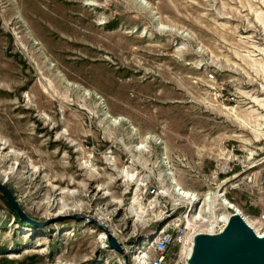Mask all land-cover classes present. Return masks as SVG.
I'll use <instances>...</instances> for the list:
<instances>
[{"label":"rangeland","instance_id":"obj_1","mask_svg":"<svg viewBox=\"0 0 264 264\" xmlns=\"http://www.w3.org/2000/svg\"><path fill=\"white\" fill-rule=\"evenodd\" d=\"M3 155L0 264H143L171 170L264 166V0H0Z\"/></svg>","mask_w":264,"mask_h":264},{"label":"built area","instance_id":"obj_2","mask_svg":"<svg viewBox=\"0 0 264 264\" xmlns=\"http://www.w3.org/2000/svg\"><path fill=\"white\" fill-rule=\"evenodd\" d=\"M232 171L233 168L228 173ZM219 175L218 173L217 176ZM225 179L229 180L223 184ZM238 190L246 195L251 205L260 209L258 214H249L234 201L230 193ZM190 192H193L191 199L183 194H176L173 209L178 211V215L144 252L143 264H190L196 236L199 232L217 233L224 230L229 219L226 211L232 213L236 210L244 219L252 218L253 231L257 234L264 233V166L243 174L231 173L219 180L212 189L200 191V194Z\"/></svg>","mask_w":264,"mask_h":264},{"label":"water","instance_id":"obj_3","mask_svg":"<svg viewBox=\"0 0 264 264\" xmlns=\"http://www.w3.org/2000/svg\"><path fill=\"white\" fill-rule=\"evenodd\" d=\"M0 188L21 212L11 191L1 183ZM225 229L220 236L197 235L190 264H264V238L255 234L239 217ZM110 241L121 249L114 237L111 236Z\"/></svg>","mask_w":264,"mask_h":264},{"label":"bare ground","instance_id":"obj_4","mask_svg":"<svg viewBox=\"0 0 264 264\" xmlns=\"http://www.w3.org/2000/svg\"><path fill=\"white\" fill-rule=\"evenodd\" d=\"M152 142V141H151ZM151 142H149L148 144H151ZM191 144H192V142H191ZM193 145V144H192ZM190 147V149L191 150H193L192 149V146L188 143L187 144V147ZM8 148V146H6V147H4L3 149L5 150V149H7ZM136 152H140V151H143L145 154H149L150 155V153H151V148H150V145H147V146H144V147H142L141 149H136L135 150ZM13 156V155H12ZM11 155H3L1 158H0V166L1 165H6V163L8 162V161H10L11 160ZM168 175H171V178H172V185L174 184L175 185V188H174V191L176 192V194H183L184 196H186V197H188V199H191L192 197H193V192H190V190H185L182 186H180L179 185V183L177 182V177H176V175H175V173L171 170V172L168 174ZM229 179H225L224 181H223V184L225 183V182H227ZM131 184V183H130ZM230 207H235V205H229ZM231 212V211H230ZM230 212H227L226 211V213L227 214H229V219H228V221H227V228L230 226V224H231V222H232V220L235 218V217H239L250 229H252V219L251 218H247V219H244L241 215H240V213H236V210H233V212L232 213H230ZM225 230L226 229H224V230H222V231H220V232H217V233H212V232H207V233H203L204 235H213V236H220V235H222V234H224L225 233ZM255 234H257V233H255ZM198 235H200V232H199V234ZM260 238H264V233H261V234H257ZM194 245H195V241H194ZM194 245H193V250H194Z\"/></svg>","mask_w":264,"mask_h":264}]
</instances>
